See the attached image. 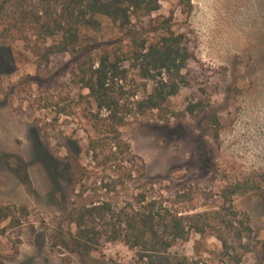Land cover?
<instances>
[{"label":"rangeland","instance_id":"374dc122","mask_svg":"<svg viewBox=\"0 0 264 264\" xmlns=\"http://www.w3.org/2000/svg\"><path fill=\"white\" fill-rule=\"evenodd\" d=\"M179 1L164 0L153 20L137 23L145 26L144 36L159 33L165 21L187 34L194 54L184 69L190 85L169 100L170 112L155 110L122 133L144 160L145 179L154 183L156 194L202 211L221 205L218 193L226 181L264 171V0H192L190 16ZM91 35L95 53L111 39L124 38L126 49L130 43L107 20ZM78 59L64 53L41 64L22 42L0 45V205L31 210L22 226L0 235V264H140L135 250L120 241L104 239L90 255L52 247L55 227L65 223L74 202L107 198L90 192L77 197L80 179L91 186L103 175L87 153L86 105L80 96L88 90L73 83ZM129 84H138L141 94L152 89L134 69ZM202 89L222 118L219 142L202 121L183 123L172 116L202 98ZM143 181L138 178L130 191L111 199L125 203ZM186 191L191 199L176 198ZM235 201L251 215L257 242L242 264H264V196L248 193ZM221 249L213 234L193 231L172 251L202 264H224Z\"/></svg>","mask_w":264,"mask_h":264},{"label":"trees","instance_id":"16d2710c","mask_svg":"<svg viewBox=\"0 0 264 264\" xmlns=\"http://www.w3.org/2000/svg\"><path fill=\"white\" fill-rule=\"evenodd\" d=\"M164 0H0V45L22 42L41 64L57 54L78 57L73 83L87 89L80 97L85 103L88 148L91 161L102 171L100 179L89 186L80 183L77 197L87 193L106 196L73 203L51 237L52 247L90 255L102 240L123 242L135 250L140 264H202L184 254L173 252L179 241L194 231L208 232L221 243L224 264H242L257 245L251 215L241 210L235 198L248 193L264 196V171H247L226 181L218 193L221 205L197 211L198 206L179 207L165 195L156 194L147 176L144 160L125 139L122 128L155 110L168 111L169 100L190 85L184 73L194 59L187 34L166 23L159 33L144 36L138 23L162 8ZM182 11L190 16L192 0H180ZM117 26L124 38L103 42L95 53L94 37L105 21ZM152 89L140 93L138 84L130 85L131 70ZM192 100L183 111L173 112L179 122H200L216 142L220 140L222 118L211 99ZM170 112V111H168ZM139 162V164H138ZM138 178L132 199L125 203L111 199L128 192ZM176 198L191 199L190 191ZM31 216L24 204L0 205V235L22 226ZM5 223H7L5 225Z\"/></svg>","mask_w":264,"mask_h":264}]
</instances>
